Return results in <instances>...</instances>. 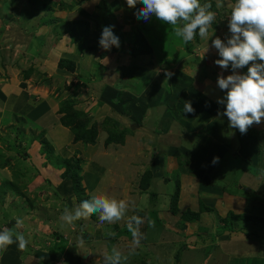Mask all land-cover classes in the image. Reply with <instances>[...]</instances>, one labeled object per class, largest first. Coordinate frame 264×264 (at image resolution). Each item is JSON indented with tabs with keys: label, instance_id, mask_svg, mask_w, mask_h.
<instances>
[{
	"label": "rangeland",
	"instance_id": "rangeland-1",
	"mask_svg": "<svg viewBox=\"0 0 264 264\" xmlns=\"http://www.w3.org/2000/svg\"><path fill=\"white\" fill-rule=\"evenodd\" d=\"M210 1L219 29L185 44L155 16L134 18L126 0H0V231L13 229L29 241L23 251L17 243L0 251V264H104L113 246L127 256L132 215L144 218L146 238L122 264H264V223L235 217L264 218L263 169L243 171L264 161V118L246 133L257 137L255 146L217 115L223 105L208 106L226 95L218 76L232 74L231 66L214 63L221 57L211 45L230 35L235 0H201ZM106 26L120 42L108 51L98 43ZM61 58L74 61L75 71L60 69ZM165 70L174 73L167 81ZM184 101L194 113L184 114ZM67 102L89 127L104 126L95 146L75 141L64 127L60 109ZM109 130L125 132L124 144L107 146ZM223 142L230 155L213 156V146ZM241 144L255 147L248 151L256 160L244 156L246 149L239 153ZM235 152L236 161H229ZM213 157H219L214 166ZM67 162L81 178V198L72 174L63 177ZM183 166L202 168L210 183ZM149 169L155 175L144 191L140 182ZM94 195L125 201V216L109 224L94 214L61 227L65 207ZM201 204L210 211L203 213ZM187 210L202 213L200 219L185 222Z\"/></svg>",
	"mask_w": 264,
	"mask_h": 264
},
{
	"label": "clouds",
	"instance_id": "clouds-1",
	"mask_svg": "<svg viewBox=\"0 0 264 264\" xmlns=\"http://www.w3.org/2000/svg\"><path fill=\"white\" fill-rule=\"evenodd\" d=\"M130 8H136L138 3L143 7L136 10L135 15L139 20L149 21L153 16L162 23L172 27L176 37L187 44L195 36L203 40L209 35V29L216 19V12L212 11L210 2L202 3L201 0H126ZM228 33L226 42L219 37L212 40V47L218 50L221 59L214 63L221 69L227 70L231 66L232 74L226 78L218 76L217 86L225 91L226 95L217 100L225 110L218 116H226L229 127L238 129L244 135L255 123L260 124L264 118V0H235L228 17ZM99 46L105 50L119 47V38L114 35L113 26L103 27ZM208 50V48H207ZM260 61L261 63H257ZM246 74H239L236 70L248 66ZM167 81L174 73L165 70ZM184 114L195 112L191 101H184ZM212 165L219 163V157H213ZM264 176V170L260 173ZM129 205L123 200L109 198L106 195L92 196L91 199L82 201L75 209L65 207L59 217L61 227L74 225V221L81 218H90L98 215L99 222L114 224L120 221ZM144 218L132 215L127 220V230L131 233V243L127 256L123 255L116 246L110 254L104 255V264H122L129 256L136 253L141 240L145 235L140 231ZM23 221L16 218V227H22ZM149 227H154L149 222ZM114 237L115 232H108ZM13 243L18 244L19 250L27 248L29 241L23 233L5 228L0 231V251L7 250ZM83 238L78 239V244H83Z\"/></svg>",
	"mask_w": 264,
	"mask_h": 264
},
{
	"label": "trees",
	"instance_id": "trees-1",
	"mask_svg": "<svg viewBox=\"0 0 264 264\" xmlns=\"http://www.w3.org/2000/svg\"><path fill=\"white\" fill-rule=\"evenodd\" d=\"M82 1H88V0H82ZM212 4V11L217 12L215 9V3L211 2ZM143 7L142 4L138 3L136 5V8H134L132 10V13L134 14V18H136L135 12L137 9ZM137 19V18H136ZM219 19H215V21L212 24V28L215 30L219 29ZM58 67L60 69L63 70H69V71H75L76 69V63L74 61H72L71 59H67V58H61L58 62ZM113 97H115L116 95L113 94ZM61 114H63L61 121L63 122L64 127L69 128L74 137H75V141L77 142H82L85 145L88 146H95L97 143V139L98 136L101 132V129L104 128V126L102 125V127L98 124L95 123L92 126H88V123L86 122L87 117L84 115V113L76 111L74 109V107L70 104V103H65L63 108L60 109ZM111 130L108 131L109 133V137L106 141V145H110L111 143H115V144H124V138H125V132H121V133H114V132H110ZM158 157V156H157ZM171 161V159L168 158H164V157H158L157 162H163V161ZM192 162V161H191ZM68 163V162H67ZM193 163V162H192ZM72 163H68L67 164V169L66 171L63 173V177H66L70 174H72L71 179H72V183L74 185V188L77 192L78 197H82L83 193L81 191V178L80 176L75 173L77 171H73L71 168ZM80 165H77L76 169H79ZM187 167L189 168V173L192 175H195L196 177H198L199 179H205L206 182L210 183V178L205 175V171L202 170V168L200 170H196L194 171L196 168H193L195 166H183V168L187 169ZM154 172L152 169H149L144 175L143 178L141 179L140 185L141 188L146 191L148 189V187L151 184V180L154 178ZM210 179V180H209ZM179 192H180V186L178 184L177 189H176V193L173 196V201H172V212L176 213L177 212V202H178V197H179ZM202 203V202H201ZM200 210L203 212H207L210 211V208H208L207 206H205L204 204H201L200 206ZM204 213V212H203ZM200 212H194V211H190L187 210L182 214L183 219L185 220V222L187 223H191V222H196L197 220L200 219L201 217ZM237 219H247V220H256L259 222H263L264 223V218L263 217H255V216H246V215H241V216H235Z\"/></svg>",
	"mask_w": 264,
	"mask_h": 264
},
{
	"label": "crops",
	"instance_id": "crops-1",
	"mask_svg": "<svg viewBox=\"0 0 264 264\" xmlns=\"http://www.w3.org/2000/svg\"><path fill=\"white\" fill-rule=\"evenodd\" d=\"M215 32H216V30H214ZM257 63H260V62H257ZM245 71H243L244 72V74L246 73V70H247V68L246 69H244ZM211 103L210 104H208V106H209V108H211V110H212V108H214L218 103L217 102H213V101H210ZM31 103H33V102H31ZM214 126V125H213ZM254 129V128H253ZM253 132V131H252ZM255 132V131H254ZM253 132V133H254ZM248 135V137H250V140L253 142V143H255L254 145L256 146V144H257V137L255 136H251L250 134H244L243 136H247ZM225 139V138H224ZM227 141H229L231 144H228L227 146H232L233 144V141H230V139H228ZM253 143H252V145H253ZM236 146V145H235ZM252 149H255V147L253 146V147H251ZM251 148H246V146H244V145H242L241 144V147H240V149H238V151H239V153L240 154H242V152H243V150L244 149H246V152H248V155H244L246 158L249 156L250 158L252 157V159L254 158L255 160H256V156H255V151H254V153H253V150H249L248 151V149H251ZM224 142L223 143H221V144H215L214 146H213V149H212V151H211V154L213 155V156H216L218 153H220V154H222V156H223V153L225 152V155H230V153L229 154H226V150L224 149ZM246 152H244L245 154H246ZM236 153V152H235ZM235 153H233V159L231 158L229 161H231V162H233V160L234 161H236V159H237V153H236V155H235ZM249 154H251V155H249ZM172 155V154H171ZM222 156H221V159H222ZM206 158H204L203 157V160H205ZM211 159H209V157H207V162H209ZM243 161V160H242ZM246 161V160H245ZM253 161V160H252ZM168 162H169V160H168ZM239 163L240 162H238L237 163V165H239ZM263 163H264V161H263ZM263 163H260L261 165H259V167H257L256 165H255V163H253V167L255 168V169H252L251 167H249L248 165L246 166V167H243L244 169H243V171H246V170H248L249 171V173L251 172V173H255L256 172V169H263L264 170V166H262V164ZM228 165H229V162H228ZM227 165V166H228ZM208 166V165H207ZM227 166H226V168H227ZM232 168L233 169H238V166L237 167H235V165H233L232 166ZM230 166H229V168L227 169V171H230L231 169H232ZM223 171H224V169H222ZM220 172V171H219ZM244 177V176H243ZM250 184H252V181L250 180ZM254 186H258V185H254ZM91 191H95V189L93 190H91ZM242 244V243H241ZM250 245H251V243H250ZM248 246V245H247ZM244 249H246L245 251L246 252H248V250H247V248L244 246ZM232 260V259H231Z\"/></svg>",
	"mask_w": 264,
	"mask_h": 264
}]
</instances>
